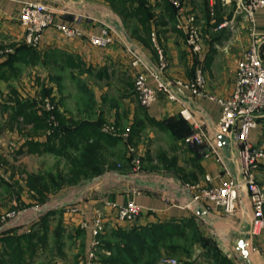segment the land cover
Returning a JSON list of instances; mask_svg holds the SVG:
<instances>
[{
	"label": "crops",
	"instance_id": "1",
	"mask_svg": "<svg viewBox=\"0 0 264 264\" xmlns=\"http://www.w3.org/2000/svg\"><path fill=\"white\" fill-rule=\"evenodd\" d=\"M21 1L0 0V46L15 49L23 44V28L19 22ZM156 1L159 0H153L154 5L155 3L159 5ZM59 2L58 9H50L53 12V22L76 27L81 35L67 39L51 26L44 31L38 48H34L33 52L39 58L41 67L39 75L41 89L38 93L41 104L44 99L43 91L49 90L50 93L46 96L57 100L60 113L68 120L72 119L74 111L61 106L59 102L61 98L56 96V92L64 90L69 82L73 83L76 91L82 96L91 93V121L78 120L75 122L77 125L91 122V130L94 132L102 130V123H107L112 124L118 134L125 130L130 132L134 128L133 132L139 135L145 128L155 127L156 130L171 136L175 148L173 155L178 157L183 155L184 161L180 160L181 163L186 164L187 171L197 170L202 184L219 185L230 177L240 179L241 163L238 156L240 145L229 138L218 137L220 133L216 130V124L221 116V107L217 99L226 98L231 94L237 62L249 47L254 34L259 38L260 54L264 60V7L255 13L253 27L247 29L243 20L236 19V14H243L237 9L238 0L226 2L214 0L213 3L209 0H183L185 13L194 14L198 26L202 29L201 32L205 33L203 38L205 52L201 56L206 79L205 88L202 94H193L185 89L178 94L177 100H171L167 94L159 92L152 105L144 108L139 104L134 91L137 72L143 71L146 74L150 86L168 80L188 82L193 78L195 62L186 46L183 32L176 27V13L174 19H170L162 5L154 6L155 14L151 21V31L156 34V41L167 60V65L161 69L152 39L151 43L149 39L143 40L140 30L134 33L129 27L130 23L106 1L62 0ZM216 21L219 23H215ZM223 21L234 22L231 30L218 27ZM103 29L108 30L111 42L105 47L93 46L89 38L101 35ZM29 57L30 54L25 56L23 62H27ZM134 57H138L143 66L133 67L131 61ZM31 96L29 94L27 99H23L30 102L37 101L36 96H33L35 99ZM7 105L13 106L14 102L2 104L1 114L8 117L10 124L13 119L11 107L7 108ZM184 115L189 118L186 119ZM180 121L186 123L189 131H193L195 127L204 130L210 142L217 148V153L210 152L208 146L199 147L185 143L183 141L185 134L177 130ZM117 138L114 146L125 144L122 137L117 135ZM249 139L253 144L264 141V120L259 121L251 130ZM24 141L25 139L23 143ZM146 153L147 151L143 155L142 152L143 158H146ZM217 156L221 157V160H218ZM207 177L210 178L209 181L206 180ZM256 179L264 188V162L256 172ZM99 185V183L94 185L96 190L105 191ZM65 190L68 198H74L76 201L86 189L65 188L58 194L62 195ZM90 191L91 188H88L89 198H85L82 203L71 202L73 204L70 206L75 207L77 211L69 209L71 222L78 223L77 217L81 216V212L84 215L87 222L84 228L86 246L92 240L89 227L93 208L97 207L102 212H109L110 208L107 205L109 202L122 205L134 201L141 208L140 215L144 218L143 221L193 218L196 222V219H199L207 225L210 233L207 237L222 242L219 253L232 260V264H264L263 239L250 233L253 212L249 194L244 186L239 190L232 213H226L221 207L206 201L188 205V198L184 194H179L178 203H174L156 194L127 196L123 191L115 194L103 192L102 197L91 200ZM99 204L101 208L98 207ZM195 215L198 218L194 217ZM30 225L24 224L22 229L18 228L16 231L18 233L27 231Z\"/></svg>",
	"mask_w": 264,
	"mask_h": 264
},
{
	"label": "rangeland",
	"instance_id": "2",
	"mask_svg": "<svg viewBox=\"0 0 264 264\" xmlns=\"http://www.w3.org/2000/svg\"><path fill=\"white\" fill-rule=\"evenodd\" d=\"M37 1L45 3L49 9L54 10L60 7L59 1L62 0ZM148 1L151 4L153 3V0ZM156 2L161 4L162 0ZM152 5L155 6L156 3ZM158 6L156 5V7ZM233 17L234 15L231 18ZM237 18L243 20L247 29L253 27L249 17L244 14H236ZM229 23L234 24L231 21ZM196 26L201 32L202 29H200L197 22ZM129 27L132 29V24H129ZM222 28L231 30L229 24ZM201 35L204 38L205 33L201 32ZM22 42L25 43L23 40ZM31 47L38 48V45ZM13 49L11 47L7 48L4 54L0 50V60L11 53ZM39 62V58L31 56L27 62H13L12 65H9L10 67L4 68L5 77L0 78L1 176L3 175L4 180L10 184V188L0 186V216L11 209L18 210L20 212L18 224L13 228L16 230L18 228L22 229L24 224H31L47 211L59 209L49 219L46 246L39 248L38 256L31 264H86V253L91 249V242L86 246L85 241H83L85 235L84 233L82 234V231L86 228L87 222L82 212L80 213L81 216L77 217L78 223L70 221L71 214L69 209L72 208L77 211L75 207L70 206V204H73L71 202L75 200L74 198H68L66 190L62 195H59L58 193L61 190L72 187H83V189H86L78 196L75 204L82 203L85 198H89L87 194L88 188H91V200L96 197H102L103 194L101 193L103 192L115 194L123 191L127 196H136L138 195L137 193L139 195L145 193L156 194L166 198V200L178 203L179 194H184L190 202L194 195L192 186L198 184L204 186L205 184L201 183L197 170L187 171L186 164L181 163L182 160L184 161L183 155L181 157L173 155L172 152H175V148L169 134L162 133L160 130H156L155 127H147L141 132V135L132 132L133 135L129 142L106 149L104 155L109 164L103 174L95 176L96 178L84 180L78 185L67 186L55 193H50L45 203H38L36 199L32 198L26 185L27 174L38 175L43 172H55L58 168H65L67 162L64 158L55 156L52 153L37 154L36 152H27L24 147L21 148V143H23L24 139L32 138V134L28 130L32 124H23L21 116H17L9 124L8 117L2 115L1 111L3 109L2 104L8 103L14 97L27 99L29 94H31V98L35 99L34 97L36 96L35 100L37 101L35 102L40 103L38 93L41 89L39 76L41 67ZM14 67H16V70H14ZM56 96L61 98L59 101L61 106H66L70 111H74L73 120L70 119L68 120L69 122H77L82 119L91 121V93L83 94L82 96L76 91L75 85L69 82L64 90L59 93L56 92ZM44 100L45 102H42L41 105L48 106L49 109L54 108L57 102V100H54V103L48 101L47 98ZM146 122L149 123V121ZM102 125H109L114 128L112 124L102 123ZM178 127L179 132L187 134L186 130L181 128L180 125ZM114 130L116 131L117 129L114 128ZM49 133L48 131L47 134ZM33 137L43 141L46 135L41 134V136L35 135ZM129 147H134L136 150V157L140 159L138 167L133 164L132 157L127 162L124 159L127 151L129 152ZM145 151H147V156L143 158ZM105 173H109V175ZM98 183L100 188L105 191L96 190L94 185H98ZM174 190H176L175 193ZM17 195L20 196L21 201L15 199ZM100 206L99 204L98 207ZM102 214L105 223L103 233L100 235L99 243L95 249L96 264H113L107 261V258L112 257L110 252L112 250L105 246L108 243L113 245L118 240L112 235V231L120 227L128 231L137 230L157 221H143L144 218L141 215L130 222L120 221L115 218L112 210L102 212ZM194 217L198 218L196 215ZM208 233L207 225L196 219V222L194 221V225L187 230L185 236H174L159 243V250L151 255L156 257L154 264H162L163 259H173L176 262L175 264H219L217 262L219 259L214 257V250L219 252V246L223 244L208 238ZM230 261L232 262V260Z\"/></svg>",
	"mask_w": 264,
	"mask_h": 264
},
{
	"label": "built area",
	"instance_id": "3",
	"mask_svg": "<svg viewBox=\"0 0 264 264\" xmlns=\"http://www.w3.org/2000/svg\"><path fill=\"white\" fill-rule=\"evenodd\" d=\"M176 9V27L184 34V40L190 54L194 59L193 78L188 82L181 80H168L158 82L156 86L147 83V76L143 71L137 72L134 80V91L139 104L149 108L157 99L159 92L167 94L171 100H177L178 94L185 89L193 94H202L205 88V75L202 68L201 56L205 52L204 40L199 28L196 26L194 14H186L183 0H168ZM226 2L227 0H222ZM213 3L214 0H209ZM264 7V0H238L237 9L249 17L253 23L255 13ZM53 13L45 3L37 0H22L19 22L24 30L23 41L28 46H37L41 43L44 31L54 26L64 38L74 39L81 35L78 28L53 22ZM232 24L224 21L218 25L223 27ZM253 31V30H252ZM251 44L237 62L234 87L229 96L217 99L221 107V116L216 124V130L224 134L233 142L239 144L238 156L240 159V179L227 178L219 185H194V195L188 205L203 201L210 202L221 207L226 213H232L237 203L239 190L244 186L249 194L252 205V223L250 233L256 237H262L264 242V188L257 182L256 172L260 164L264 162V141L253 144L249 135L258 122L264 118V60L260 54V43L256 34ZM151 39L158 53L161 69L167 65L161 46L156 41V34L151 33ZM93 46L105 47L111 42L107 29H103L101 35L89 38ZM133 67L143 66L138 57L131 61ZM47 108H49L47 106ZM186 119L189 117L184 115ZM102 131L114 136L119 135L126 142L129 138V130L117 133L112 126L105 125ZM185 143L196 146H208L210 152L217 153V148L210 142L207 133L199 127L183 138ZM134 147H129V154L135 167H138L140 159L136 157ZM135 154V155H134ZM218 160L221 157L217 156ZM1 175V163H0ZM210 180L209 177L206 178ZM139 195V193H137ZM137 196V195H136ZM113 211L115 218L120 221H132L141 214V208L136 202L128 201L125 204L116 202L107 203ZM20 212L11 209L0 216V232L13 229L18 224ZM104 219L101 209L93 208V216L90 224L92 235L91 249L86 253V264H96L95 249L99 243V237L104 230ZM264 253V243L262 247ZM173 259H163L162 264H175Z\"/></svg>",
	"mask_w": 264,
	"mask_h": 264
},
{
	"label": "trees",
	"instance_id": "4",
	"mask_svg": "<svg viewBox=\"0 0 264 264\" xmlns=\"http://www.w3.org/2000/svg\"><path fill=\"white\" fill-rule=\"evenodd\" d=\"M104 1L132 24L134 33L140 30L142 39H149L151 43V21L155 13L154 6L150 1ZM159 5H162L170 19H174L176 9L168 0H162ZM215 23H219V21ZM7 48L10 47L0 46L3 54ZM33 51V47L23 43L22 46L15 48L14 51L3 57L0 60V78L5 77L4 68L12 65L16 60L24 61V57L29 56V54L33 58L36 57ZM14 70H16V67H14ZM48 91L46 89L43 91V98L46 97L48 101L54 103V98L46 96L50 93ZM44 99L42 100L43 103L45 102ZM10 101L14 102L13 106L9 105L13 121L17 116H21L23 124H32L29 130L32 138H26L21 148L26 147L27 152H36L37 154L52 153L55 156L64 158L67 162L65 168H58L55 172H43L38 175L27 174L26 185L32 198L36 199L38 203H45L50 193H55L67 186L78 185L82 181L92 179L107 170L109 163L104 154L107 148L114 146L118 139L117 136L105 133L102 130L93 132L91 122L88 121L79 125L75 122H69L66 116L60 113L57 102L54 108L49 109L44 105H40L41 103L36 104L19 97H14ZM262 120L264 118L260 121ZM177 125L185 129L187 134L192 132L189 131V127L183 121H180ZM133 129L130 130L128 142L131 140ZM48 131L49 134H47ZM41 134L46 135L43 141L33 137L35 135L41 136ZM124 159L126 162L131 159L128 151ZM0 186L10 188V184L4 180L3 175H0ZM15 199L21 201L18 195ZM57 211L59 209L45 212L31 223L28 231L18 233L17 229H10L0 232V264H31L37 258L39 248L46 246L49 230L48 222L50 217ZM193 225V218H183L181 220H157L151 225L137 230L128 231L120 227L112 231V235L118 239L115 244L108 243L105 245L112 250L110 251L112 257L107 258V261L113 264H154L156 257L151 255L159 250V243L174 236H185L187 230L192 228ZM83 233L84 231H82ZM206 241L208 242V240ZM214 252V257L219 259L217 261L219 264H232L229 259L223 257L218 251L214 250Z\"/></svg>",
	"mask_w": 264,
	"mask_h": 264
},
{
	"label": "water",
	"instance_id": "5",
	"mask_svg": "<svg viewBox=\"0 0 264 264\" xmlns=\"http://www.w3.org/2000/svg\"><path fill=\"white\" fill-rule=\"evenodd\" d=\"M218 137H219V139H225V137H226V136H225L224 134H219V136H218ZM240 246H241V247H243V245H242V244H240ZM244 254H246V252H245V251H244Z\"/></svg>",
	"mask_w": 264,
	"mask_h": 264
}]
</instances>
